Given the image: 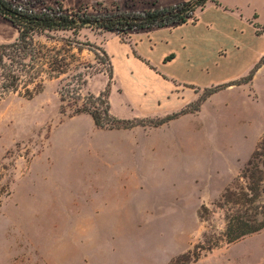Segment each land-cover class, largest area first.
<instances>
[{"label": "rangeland", "instance_id": "1", "mask_svg": "<svg viewBox=\"0 0 264 264\" xmlns=\"http://www.w3.org/2000/svg\"><path fill=\"white\" fill-rule=\"evenodd\" d=\"M6 1L34 12L61 8L98 16L142 13L154 0ZM225 1L264 25V0ZM147 30L130 32V44L104 30L83 29L75 38L103 50L117 44L135 50L132 37ZM16 36L0 18V44ZM194 48L197 59L208 52L200 42ZM81 62L93 67L45 78L31 99L15 93L0 101V264H182L196 246L216 242L218 248L187 264H264V229L226 245L219 207L227 188L244 185L241 171L264 133V74L254 84L209 96L198 112L167 123L161 140L172 145L160 160L154 152L141 155L146 128L100 130L88 115L72 116L71 100L60 102V87L76 72L87 79L82 97L104 90L106 74L96 69H105L92 53L84 50ZM219 84L193 91L198 98ZM121 93L113 77L111 115L128 120Z\"/></svg>", "mask_w": 264, "mask_h": 264}, {"label": "trees", "instance_id": "2", "mask_svg": "<svg viewBox=\"0 0 264 264\" xmlns=\"http://www.w3.org/2000/svg\"><path fill=\"white\" fill-rule=\"evenodd\" d=\"M209 2L220 6L216 0H188L175 6L153 8L142 13L115 10L110 14L92 16L81 12L68 14L61 8L56 10L47 8L42 12H34L0 0V18L10 23L17 32L12 42L0 44V101L15 93L31 99L41 92L45 78L58 80L70 71L92 68L93 65L81 62L82 53L87 50L92 53L95 63L105 69L96 71L105 73L107 82L104 90L98 95L87 93L82 97L80 91L87 84L85 74L76 72L70 76L60 87L59 96L60 102L71 100L72 116L88 115L93 125L100 130H130L135 127L157 128L183 115L194 114L209 96L229 87L249 84L263 65L264 55L245 76L204 88L194 102L176 113L162 118L121 120L110 112L109 93L113 80L111 58L102 48L78 41L75 37L83 29L104 30L114 33L122 43L130 44L128 35L132 31L175 28L187 23L195 25L198 20L197 12L202 11ZM252 26L255 28V34L261 36L264 26L259 27L255 23ZM65 33H70L74 37L59 35ZM131 51L135 58L159 74L133 48ZM172 58L173 54L168 55L163 63ZM188 87L198 92L197 87ZM64 112L65 110L61 108V113ZM240 177L244 180V185L227 188L219 203L226 221L224 232L226 245L264 229V133ZM218 247L217 242L208 243L206 246L198 245L194 252L183 256L181 262L187 264L197 261L202 253Z\"/></svg>", "mask_w": 264, "mask_h": 264}, {"label": "crops", "instance_id": "3", "mask_svg": "<svg viewBox=\"0 0 264 264\" xmlns=\"http://www.w3.org/2000/svg\"><path fill=\"white\" fill-rule=\"evenodd\" d=\"M187 1L154 0L147 5L148 8L161 9ZM216 1L220 6L209 2L202 11L197 12L195 25L187 23L171 29L152 28L132 37L136 53L159 74L135 58L131 49L125 48V45H104L113 65V77L123 90L119 105L129 115L128 120L162 118L176 113L197 98V94L188 86L206 87L243 77L264 55V35L255 34L252 26L256 23L254 18L250 20L239 14L234 4L225 0ZM198 42L204 44L208 51L200 59L193 52ZM221 50L225 56L218 55ZM170 54H173V58L163 63L164 58ZM263 74L264 65L255 73L251 82L254 84ZM112 99L111 94L110 112L114 108ZM165 126L146 128L141 155L145 151L154 152L161 160V152H165L168 144L172 145L171 142L164 143L161 140V131ZM138 129L143 128L110 132L121 134L136 132ZM128 145L126 143L121 146L126 147V150Z\"/></svg>", "mask_w": 264, "mask_h": 264}]
</instances>
